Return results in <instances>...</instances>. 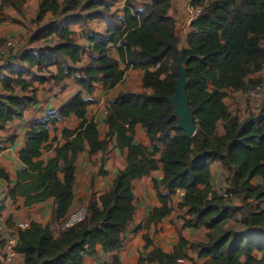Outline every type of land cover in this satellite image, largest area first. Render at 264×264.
Returning a JSON list of instances; mask_svg holds the SVG:
<instances>
[{
  "label": "trees",
  "instance_id": "16d2710c",
  "mask_svg": "<svg viewBox=\"0 0 264 264\" xmlns=\"http://www.w3.org/2000/svg\"><path fill=\"white\" fill-rule=\"evenodd\" d=\"M8 3L14 2L3 0V5ZM98 4L99 0H42L36 20L40 22L52 12L75 22L81 18L78 9H92V15L103 14L94 10ZM192 4L202 11L191 22L189 46L183 51L178 46L176 21L169 15L171 1L144 0L140 9L128 2L124 16L118 20L110 16L106 35L92 34L91 62L84 67L60 63L65 57L73 63L80 62L86 47L74 40L69 26L59 23L48 24L35 35L39 38L45 33H56L60 38L57 44L41 51L26 49L15 60H7L11 73L1 79L7 93L0 95V132L36 101L37 88L24 76L33 66L43 71L46 66L59 64L56 73L35 74V80L59 81L75 73L77 83L83 86L57 112L31 124L19 153L23 167L14 184L0 167V178L9 183L7 195L13 200L24 198L25 206H32L54 198L55 214L62 222L74 200L75 160L86 144L91 154L105 151L109 138L115 135L117 145L128 148L127 165L118 171L108 191L93 196L85 221L64 230L59 237L53 235L49 225L37 222L19 229L16 249L24 254L25 264H84L85 254H96L99 245L105 252H119L123 233L136 210L133 181L158 169L159 162L164 170L161 183L168 191L162 192L155 180L160 205L151 210L147 224H157L171 214L174 196L180 189L184 195L179 206L187 213L183 227L207 228L208 241L190 245L181 234L173 250L166 252L146 233V251L141 253L139 264H180L179 260L190 258L189 248L203 259L198 262L190 258L192 264H264V210L260 209L264 201V98L259 112L242 121L230 116L224 102L227 89L247 90L262 83L261 78L247 81V77L264 67V0H192ZM108 9L106 4L104 11ZM112 43L126 67L121 68L119 60L109 56ZM181 53L190 106L198 125L193 137L177 127L179 120L173 115L171 104ZM17 61L27 64V68H13ZM130 67L145 69L144 85L152 87L153 92H123L113 99L107 118L110 131L107 138L100 139L97 122L86 117L92 100L84 96V91L91 93L99 81L107 90L114 88ZM18 87L23 94L16 92ZM71 114L81 119L78 127L64 129L65 142L57 145L53 157L43 160L41 155L51 139V127L60 117ZM221 119L225 121V133L218 135L217 122ZM137 123L147 129L152 148L134 143ZM2 143L0 153L5 148ZM158 143L165 148L161 150ZM215 160L234 168L231 186L225 191L242 195L250 203L247 209L240 206L244 212L243 230L224 227L233 217L234 207L211 185V162ZM101 173L107 171L102 168ZM256 177L262 178L260 184L252 183ZM4 244L5 239L0 238V264H4ZM255 251L262 252V256L256 257ZM114 264H120L118 257Z\"/></svg>",
  "mask_w": 264,
  "mask_h": 264
},
{
  "label": "crops",
  "instance_id": "0c3cea01",
  "mask_svg": "<svg viewBox=\"0 0 264 264\" xmlns=\"http://www.w3.org/2000/svg\"><path fill=\"white\" fill-rule=\"evenodd\" d=\"M60 3L63 0H58ZM151 1V0H148ZM171 7L169 15L176 21V35L179 40L178 46L181 51L188 48V35L192 32L191 26L192 17L189 10V5L192 0H170ZM42 0H18V3H8L3 5V0H0V45L9 38H14L15 49L14 55L19 56L26 49L41 51L47 46H53L60 41L56 33H45L41 37L36 38V33L43 29L46 25L59 23L63 26H69L74 32V40L86 47V51L80 62L73 63L69 57L60 60L63 65H73L75 67H84L91 62L92 42L90 37L94 33L106 35L108 33V20L110 16L115 19H120L124 16L125 7L130 2L137 8L143 7L144 0H110L111 5L108 11H103L100 8H95L96 11H102L103 14L92 15V9H78L77 14L81 18L75 22L66 20V15L54 14L49 12L42 21L36 20L39 7ZM110 57L119 60L120 67H126V63L121 59L119 51L115 44H110L108 47ZM5 57L0 53V95L7 93L4 90L1 79L3 75L11 73V68L6 65ZM20 65L27 68V64H21L17 61L13 68ZM59 64L54 63L46 66L43 71H39L38 66H33L30 71L25 72V78L36 87V101L28 106L22 117H18L9 121L4 129L0 132V141L5 145V148L0 153V167L4 168L14 184L17 179L18 171L23 167V163L19 157L20 150L25 146L27 140V132L30 126L36 120H40L49 114L57 112L69 98L75 95L78 91L83 90V86L77 83L73 73L62 80L48 79L39 81L34 79L35 74L56 73ZM145 69L140 67H130L125 71L123 80L112 89H105L101 81L95 83V87L91 93L84 91V96L92 100L88 107L86 117L95 119L98 124L99 138H107L110 131L107 118L111 102L120 93L123 92H147L152 93V87L144 85ZM252 78H261L264 85V67L262 70L250 74L247 81ZM18 94L24 92L20 87L16 89ZM263 98H251L246 95V90L227 89L224 102L226 103L229 114L232 117L242 121L252 114L259 112ZM80 118L71 114L70 116L60 117L55 125L50 129L51 139L48 145L43 149L41 158L48 161L56 154L55 148L57 145L65 142L63 136L64 129H76L80 123ZM225 133V121L217 122V134ZM14 137L13 140L10 138ZM133 141L137 144H143L152 148L151 140L147 134V129L141 124L135 125L133 133ZM161 150L165 148L163 143H158ZM128 148H121L117 145L116 136L109 138L107 150L98 151L91 154L89 145L86 144L85 150L78 153L75 160L76 178L74 182V200L70 212L76 209L79 205L89 204L93 194H102L110 189L113 180L119 170L127 165ZM160 156V152L156 157ZM107 171V174H102L101 169ZM211 185L214 190L221 192L228 190L231 186V178L234 174V168L225 166L220 160L211 162ZM164 177L162 163L159 162L158 169L151 171L148 175L136 178L133 181V192L135 200V215L125 232L123 233L124 242L119 252H105L101 245L98 246L96 254H85L84 264H111V259L118 257L120 264H139L140 252L145 246L144 235L150 233L154 244L160 246L164 251L170 252L175 244L178 243L181 234L190 241V245L195 242L208 241L207 233L209 230L205 227L200 228H184V220L187 217L186 209L179 206L183 200L181 190H178L174 196L170 215L163 218L159 223L147 224L151 210L155 206L160 205L158 191L155 188V180L158 181L160 190L167 192L168 189L161 183ZM261 177H256L252 180L253 184H260ZM9 183L0 178V238H6L11 234V231L18 228L21 222L28 223L37 222L43 225H49L53 235L59 237L63 234L61 219H57L55 214L56 204L54 198L25 206L24 198L13 200L7 195ZM140 199V203H136V198ZM231 204L234 207V218H229L225 223V228L234 227L237 230L244 229L242 223V206L243 196L234 194L229 197ZM239 213V214H237ZM238 225V226H234ZM152 248V247H151ZM190 258L201 262L197 254L193 253L192 248L188 250ZM254 255L258 258L262 256V252L255 251ZM190 258L184 259L181 264H192ZM14 264H25L24 254L19 253ZM152 264V263H151Z\"/></svg>",
  "mask_w": 264,
  "mask_h": 264
},
{
  "label": "built area",
  "instance_id": "2783aa9c",
  "mask_svg": "<svg viewBox=\"0 0 264 264\" xmlns=\"http://www.w3.org/2000/svg\"><path fill=\"white\" fill-rule=\"evenodd\" d=\"M189 10L191 12L192 20L195 19L202 11L200 6L193 5L192 3L189 5ZM15 49V41L14 38H9L1 43L0 45V53L7 60H15L17 53L14 55ZM26 50V48L24 49ZM23 50V51H24ZM22 51V52H23ZM18 56V55H17ZM246 95L251 98H264V85L262 83H258L255 86L246 90ZM180 190V189H179ZM181 193L184 195V191L181 190ZM225 198L232 197L231 192L221 191L220 192ZM260 209L264 210V201L260 205ZM89 216V208L87 205H79L76 209L71 211L67 217L62 221L63 230L69 229L87 219ZM30 225L25 222H21L18 224V228L11 231V234L8 235L5 239V244L1 250V258L4 264H14L15 259L19 252L16 249L18 233L19 229H25ZM183 260H179L180 264Z\"/></svg>",
  "mask_w": 264,
  "mask_h": 264
},
{
  "label": "water",
  "instance_id": "95a60500",
  "mask_svg": "<svg viewBox=\"0 0 264 264\" xmlns=\"http://www.w3.org/2000/svg\"><path fill=\"white\" fill-rule=\"evenodd\" d=\"M177 73L179 78L176 81L175 94L171 98V104L174 107L173 115L178 117L177 127L183 129L188 136L193 137L197 132L198 125L187 92V70L183 53L178 59Z\"/></svg>",
  "mask_w": 264,
  "mask_h": 264
},
{
  "label": "rangeland",
  "instance_id": "374dc122",
  "mask_svg": "<svg viewBox=\"0 0 264 264\" xmlns=\"http://www.w3.org/2000/svg\"><path fill=\"white\" fill-rule=\"evenodd\" d=\"M12 2H14V3H18V0H11ZM106 4H108L109 6L111 5V3H110V0H99V4H98V8H100L101 10H105V8H106ZM96 194V193H95ZM95 194H93V196L95 195ZM97 196H98V194H96ZM93 196H92V198H93ZM91 198V199H92ZM136 203H140V199L137 197L136 198ZM242 206L244 207V208H246L247 209V207L248 206H250V203H249V201H244V200H242ZM243 207H241V208H243ZM242 212V214L244 213L243 212V210H240V213ZM237 214H239V213H237ZM234 216H235V214L233 215V217H232V219L234 218ZM236 218V217H235ZM234 218V219H235ZM233 219V220H234ZM236 220V219H235ZM235 227L236 226H238V225H234ZM241 230H243V229H241ZM149 233V232H148ZM150 234V233H149ZM151 236V235H150ZM198 242H200V241H198ZM195 243H197V242H195ZM193 244V243H192ZM193 250V253L194 254H196V251L194 250V249H192ZM146 250L145 249H143V251H141L140 252V255H141V253H144ZM114 260H115V258L113 257L112 259H111V264H114ZM106 264V263H105ZM146 264H149V263H146ZM152 264H156V263H152Z\"/></svg>",
  "mask_w": 264,
  "mask_h": 264
}]
</instances>
